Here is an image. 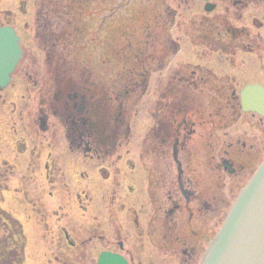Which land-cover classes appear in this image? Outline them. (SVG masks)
<instances>
[{
	"label": "flooded vegetation",
	"instance_id": "flooded-vegetation-1",
	"mask_svg": "<svg viewBox=\"0 0 264 264\" xmlns=\"http://www.w3.org/2000/svg\"><path fill=\"white\" fill-rule=\"evenodd\" d=\"M104 2L64 15L83 41L104 15L84 84L33 73L32 56L20 92L18 67L0 90V264H200L264 159V116L240 97L264 92V0H138L113 26L117 53ZM12 176L20 197L2 207Z\"/></svg>",
	"mask_w": 264,
	"mask_h": 264
},
{
	"label": "rangeland",
	"instance_id": "rangeland-1",
	"mask_svg": "<svg viewBox=\"0 0 264 264\" xmlns=\"http://www.w3.org/2000/svg\"><path fill=\"white\" fill-rule=\"evenodd\" d=\"M102 1L105 3L104 0H0V22L11 18L12 24L20 36L23 51L22 60L19 62L16 73L12 76V86L7 91L12 96L20 92L22 89L19 86L22 81L20 70L25 64L31 62L32 56L35 57L34 62L36 63V65L32 64L30 66L33 69V73L40 74L57 69L62 76L63 83H66L68 79L71 81L74 76L76 78L75 80L84 84L86 82L85 75L88 73V68L93 70L92 68L96 69L101 67V65L99 66V60H96L95 57L99 56L101 51L100 38L102 36L101 29L104 15L103 12L98 11L92 18L90 26L87 28V31L91 28L96 33L94 34L95 38H93V41L80 40L84 39L82 38L84 34H82V37H80L81 35H70L72 32L71 29L74 27L65 26V24L69 23L67 16H70L69 9L74 5L81 4L83 6L87 4L91 8L95 6L100 8ZM137 1L107 0L106 6L109 12L108 37L109 42H112L108 45L109 51L111 50L114 53L119 51L116 48L117 44L112 41V39L117 38L116 31L119 29L113 26L116 25L118 20H121L123 12H125L124 15H129V13L142 8L143 4H136ZM130 19L133 18L130 17ZM175 35L178 36L180 34L174 31L173 36L175 37ZM73 39L77 40L73 41ZM115 59V57L112 59V64H114ZM129 109L133 110L132 104H130ZM2 117L0 115V138L3 140L8 138V132L3 127L2 121L4 118ZM10 178V188L8 190L2 189L3 187L1 188V196L4 199V203L1 204L2 207L8 205L13 208L18 202V197H20L15 192V189L19 185V180L14 176ZM230 185L234 186L235 189L238 187L233 181L229 183ZM237 185L241 184L237 183ZM231 187L224 189L227 202L234 195V193L232 196L229 195ZM221 209L224 210L223 203H221ZM16 216L20 217L21 212H18ZM27 234L34 240V242L29 244L28 251L34 254L40 244L36 241V233L32 226H29V233Z\"/></svg>",
	"mask_w": 264,
	"mask_h": 264
},
{
	"label": "water",
	"instance_id": "water-1",
	"mask_svg": "<svg viewBox=\"0 0 264 264\" xmlns=\"http://www.w3.org/2000/svg\"><path fill=\"white\" fill-rule=\"evenodd\" d=\"M20 54L13 31L0 28V89L8 84ZM256 94L245 90L241 95L244 104L250 102L248 107L261 113V105L253 106ZM205 264H264V163L234 204Z\"/></svg>",
	"mask_w": 264,
	"mask_h": 264
}]
</instances>
